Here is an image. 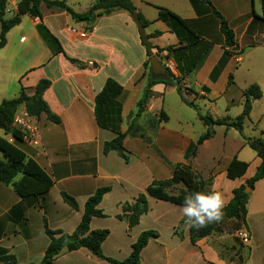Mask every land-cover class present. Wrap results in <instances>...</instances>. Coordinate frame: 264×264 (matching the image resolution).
Wrapping results in <instances>:
<instances>
[{
	"label": "crops",
	"instance_id": "1",
	"mask_svg": "<svg viewBox=\"0 0 264 264\" xmlns=\"http://www.w3.org/2000/svg\"><path fill=\"white\" fill-rule=\"evenodd\" d=\"M17 1L7 0L4 18L6 13H11L12 17L16 14ZM186 1L188 9L184 11L188 14L184 16L162 2L138 0V5L135 0H132L136 11L149 22L144 29L146 36H150L148 40L152 43V46L165 49L168 46L175 47L179 45L175 35L169 31L167 24L158 20L156 7L168 9L179 16L201 39L211 44L212 47L201 67L190 75H185L186 71L181 72L179 70L172 54L167 57V52L160 51V55L165 60V66L175 77L181 79L180 84L183 87L193 88L192 97L194 96V99L196 96L207 98L212 84L216 82V77L215 80L212 79V72L221 60L223 66L219 73L225 69L226 72L229 71L228 80V76L232 75V71L236 70V66L242 63L246 47L252 49L264 48V5L261 4L262 15L254 11L257 18H254L251 12L235 15L233 22L236 26L234 25L233 28L228 23L226 16L222 15L224 13H220L226 19L235 36V46L228 48L224 45V39L223 45L219 46H214L209 39V31L212 27L215 28V32L216 28L219 31V22L212 15L209 7L201 4L199 0ZM209 1L213 6L214 3L211 0ZM92 3L93 0L90 6ZM141 6H154L157 14L154 17H149L145 11H142ZM44 10L49 11L44 14ZM40 14L41 18L35 19L22 16L20 24L6 34L5 46L0 49V83L9 88L15 82L19 87V91L23 89L27 96H31L38 81L44 79L50 82V86L44 92L42 98L51 113L60 119V123L58 125L53 124L44 115H40L36 120L38 124L40 120L42 121L46 131L39 132V145L33 147L22 143L24 146L19 149L46 173L52 180L53 185L42 196L23 198L16 194L11 185L0 184V251L13 255L18 264H40L49 242L44 232V226L51 231L71 234L80 222L87 199L98 188L108 187L109 191L104 195L97 208L103 214L101 207L104 201L116 197L114 203L117 212H114V217L118 226L113 227L120 231L116 233L110 226L103 224L106 219L105 214H103V217L92 218L89 225L90 231L108 230V236L101 244V252L105 257L116 261L125 260L129 256L131 245L137 237L143 232L152 230L158 233V237L156 239L151 238L140 254L143 255L152 245L153 249L148 251V254L157 258L158 264H199V251L195 247L196 245L193 246L189 241L188 227L186 225L178 227V223L184 218L182 208L176 219H166L165 212H153L149 206L151 196L145 192L149 185H145L144 188L139 190L140 193L145 195L147 211L140 216L136 226L129 228L127 217H125L127 213L123 214V207L130 202L132 204L136 196L127 202L121 200L123 196L120 193L129 192V177L123 175L125 171L123 168L129 165L130 158L126 151L127 163L116 152H109L106 155L102 153L103 144L110 141L114 134L100 129L96 124L94 117V98L96 94L101 91L107 78H112L120 84L123 91L116 101L121 106V119L123 121L124 117L126 118L128 114L136 111V106L135 109L128 108L127 94H129V91L124 87V84L130 83L134 87L136 83H141L144 90L147 83V74L144 75V63L147 60L146 50L140 43L138 30L129 14L123 11H115L110 15H101L90 29L85 22H75L66 13L48 9L44 4L40 5ZM26 17L29 18L30 28L23 32L21 26ZM61 17L66 18L65 28L54 27V23L57 22L56 19ZM70 22L78 24L79 30L73 28ZM115 22L118 24H114ZM251 27L252 30L249 31ZM69 29H73L77 33L86 32V37L80 38L69 32ZM237 29L240 31L241 40L244 35H248V38L253 39L255 44L246 47L239 45L236 38ZM46 31L58 41L59 46L68 58L78 60L83 63L84 67L80 68L76 64L70 63L62 53L55 54L56 49L50 47L46 42ZM156 31L160 32L161 36H152ZM165 36L171 42L160 45L158 40ZM237 47L240 49V54L234 59L232 57H235V55L230 56L229 53ZM134 53L137 56L138 64L132 68L131 60ZM16 54H19L18 57L20 59L24 58L26 62L21 70H17V68L13 70L12 68V59L16 57ZM181 64L184 65L183 62ZM226 72L222 74L224 79H226ZM29 77L30 83L27 84ZM227 80L226 88L234 83L232 80V84L227 86ZM252 84L259 86L262 97L258 100H252L251 111L254 103L261 106L264 101V76L253 78L241 90V95ZM202 87H206L208 92H203ZM173 89L161 83L152 86L150 101L155 93L172 91ZM4 93L3 100L11 99L12 94ZM122 123L120 124V131L125 132L127 126L123 127ZM229 129L224 127L223 135L228 133ZM261 135L264 139V131L261 132ZM4 136L7 142L14 143V141H11L13 138L10 135ZM127 139H124L123 146H126L125 141ZM211 139L204 141L199 148L207 146ZM130 140L142 142L141 139L132 138ZM245 147L244 143L241 144V147L231 158V160L236 158L248 164V168L241 178L235 180L226 178L225 170L230 160L221 172L219 170L213 175L211 180L210 189L221 192L226 204L232 197V190L245 184V181L253 176L260 164V160L256 156L251 157L249 162L241 157ZM198 152H196L193 159L197 158ZM0 158H2L1 153ZM112 164L120 166L121 170H114ZM218 173L227 183V191L214 188L213 183ZM114 191L116 192L114 193ZM63 193L76 201V209L71 208L64 202ZM176 206L182 207L180 205ZM261 214H264V178L257 181L254 184V189L249 191V199L246 205V231H248V219ZM158 224H161L163 230L158 228L160 226ZM131 230L133 231L131 242L126 243L124 236H127L128 232L131 233ZM181 247L184 250H180ZM120 249H124L125 254L123 257L125 258H114L116 257V251L119 252ZM54 263L112 264L97 258L84 248L75 251L64 249L55 257Z\"/></svg>",
	"mask_w": 264,
	"mask_h": 264
},
{
	"label": "trees",
	"instance_id": "2",
	"mask_svg": "<svg viewBox=\"0 0 264 264\" xmlns=\"http://www.w3.org/2000/svg\"><path fill=\"white\" fill-rule=\"evenodd\" d=\"M199 1L201 4L207 5L212 15L218 20L219 32L223 36L224 45L228 48L234 47V32L229 27L226 19L212 6L209 0ZM41 4H44L48 9H55L66 13L75 22H85L89 26V29L98 17L101 15H110L115 11H123L129 15L136 12L137 17L144 28L149 24V22L136 11L132 0H93L92 5L82 14L75 13L63 0H18L16 3L17 12L9 19L4 18L5 10L7 8V0H0V49L5 46L6 34L12 28L20 24L22 16H28L32 19L41 18ZM262 5H264V0H262ZM156 9L158 11V20L167 24L169 31L175 35L179 45L175 47L168 46L165 49H158L153 46L152 49L156 51L155 56H158V52L165 51L167 52V57H169L170 54L173 55L179 70L181 72L186 71L185 75L195 73L201 67L208 55L212 47L211 44L201 39L199 35L191 30L183 19L173 12L161 7H156ZM250 12L254 18H257L252 4ZM45 35L46 42H48L49 46L56 49L55 54L62 53L70 63L76 64L80 68L84 67L83 63L78 60L68 58L59 46L58 41L48 31H46ZM152 36L158 37L161 36V33L156 31ZM146 37L150 38V36ZM139 38L141 45L146 50L147 60L145 61L144 66H147V64H149L150 53L146 49L140 36ZM182 62L184 65L181 64ZM222 66L223 61L221 60L212 72V79H215V76ZM168 71V77L152 79L148 67L146 86L140 99L136 102V111L133 113L131 123L127 126L125 132L120 131L121 106L116 101L122 94L123 87L112 78L106 79L101 91L97 93L94 98V117L97 126L102 130H107L114 134V137L110 141L103 144L102 153L104 155L109 152H116L126 163L128 162L123 142L127 136L135 137L137 134L140 128L139 125H137V121L143 116L145 107L152 98V92L150 91L152 86L161 83L174 88L184 104L195 108L194 103L188 101L183 96L184 89L180 84L181 79L175 77L169 69ZM232 80V75H229L227 86L232 84ZM49 86L50 82L48 80H40L35 86L33 95L27 96L24 90L20 89L16 98L3 100L0 103V130L3 131L4 135H10L14 139V143H9L5 139L0 138V153L2 157L0 158V184L6 186L11 185L16 194L23 198L46 194L52 187L53 182L32 159L28 158L16 146V143H21L22 141L21 134L12 128L13 116L17 109L23 107L29 116L38 118L40 115H44L51 123L58 125L60 119L51 113L48 105L42 98L44 92ZM201 90L203 92H208L206 87H202ZM242 95L243 104L241 113L233 120H213L211 116H199L203 124L210 128L215 125H222L226 128H233L239 134H242L243 121L249 118L251 112V102L252 100L260 99L262 93L258 85L252 84L242 92ZM160 116L163 117L162 121L168 119L163 111L160 112ZM213 134V129H207L206 132L200 135L194 143L189 145L185 154V156L188 154L186 158L194 157L196 155L197 147H199L204 141L212 138ZM244 144L252 150L255 156L260 160L259 166L256 168L253 176L245 181V184L232 190V197L223 209L224 217L222 221L208 224L200 229L188 227L189 241L191 244H195L197 241L216 232L218 227L225 221H237L245 226L246 205L249 199V193H246L245 189L248 188L249 191H252L254 189V184L264 178V139L262 137L244 138ZM179 166L180 164L175 166L172 176L169 179L150 184L145 190L146 194L158 200L168 201L172 204L183 206L184 198L187 194L197 191H212L210 189V179L204 181L199 176L193 177L185 170L180 169ZM247 168L248 164L246 162L233 158L226 167L225 176L228 180L239 179L245 174ZM178 184H181L184 187L182 193L183 198L181 194L171 195L166 192V188ZM108 191V187L98 188L94 194L87 199L84 204L80 222L71 234H64L60 231H51L44 226V232L48 237L49 242L40 264H55L54 259L62 250L66 249L67 251H75L81 248L87 249L92 255L112 264H140L141 251L145 248L151 238L156 239L158 237L157 232L150 230L141 233L131 245L129 256L123 261H116L105 257L101 252V244L107 238L108 230H89L92 218L103 217L102 212L97 207ZM62 198L68 206L73 209L77 208L76 201L72 197L63 193ZM146 211L147 201L143 193H140L132 204L125 205L123 207V212L127 213L125 217H127L129 228L136 226L140 216L145 214ZM183 220L186 221V217H184L179 223L184 222ZM0 264H18V262L13 255L5 254L0 251Z\"/></svg>",
	"mask_w": 264,
	"mask_h": 264
},
{
	"label": "rangeland",
	"instance_id": "3",
	"mask_svg": "<svg viewBox=\"0 0 264 264\" xmlns=\"http://www.w3.org/2000/svg\"><path fill=\"white\" fill-rule=\"evenodd\" d=\"M63 1H65V3L76 13H84L87 11L86 9L89 8L92 2V0ZM154 1L167 4V6L172 7L177 13L180 12V14L184 16H187L188 14L184 11L185 9H188L186 0ZM211 1L214 3L213 6L220 13H224L221 14L224 17L226 16L231 28L235 25L233 17L238 14L243 15L249 13L251 10V4L253 10L262 15V0ZM135 3L139 5L138 0H135ZM140 8L142 11H145L149 17H154L157 14L154 6H141ZM48 11L49 10H44V14ZM11 17V13H6L5 19ZM56 20L57 22L54 23V27L58 26L61 29L65 28L66 18L61 17ZM114 24L118 23L115 22ZM70 25L79 30L78 24L70 22ZM29 28V18L26 17L22 22L21 30L25 32L26 29ZM217 29L218 28H216L215 32V28L212 27L209 31V39L214 46L223 45V36ZM250 30H252V27L249 31ZM236 32L238 44H241L242 47L255 44L253 39L248 38V35H244L241 40L242 37L240 38V31L237 29ZM169 42H171V40L166 36L158 40L160 45H166ZM153 51L154 50H152V52ZM155 54L156 51L153 55L155 56ZM229 54L230 56L235 55V57H232L235 59L237 55L240 54V49L238 47L235 49L233 48ZM243 54L245 55L242 63H239V66H236V70L232 71L234 82L232 86L226 88V80L229 71L226 72L225 69L223 71L226 72V79H224V76L222 75L224 73L223 71V73L218 72L215 76L216 82L212 84V88L209 91L207 98L196 96L194 99V96L192 97L193 88L183 87V96L188 101H193L195 108L184 104L174 89L172 91L167 90L166 92L161 91L155 93L153 99L146 105L143 116L137 121V125L140 127L137 134L135 137H126L128 139L125 141L126 146L124 147L130 158V163L127 167L123 168L125 170L123 175L129 177L130 184L129 192H125L124 194L120 193L123 196L121 200L129 202L131 198L135 196L137 198L138 194H140L139 190L144 188L145 185L169 179L177 164H180V169L185 170L193 177L199 176L204 181H207L208 179L212 180L213 175L219 170L221 172L236 154L239 147H241V144L244 143V138L262 137L261 132L264 131V101L261 106L258 105V103H254L249 118L243 121L242 134H239L235 129L230 128L229 132L223 135L225 126L215 125L212 128L206 127L199 117L211 116L213 120L225 119L231 121L241 113L243 104L241 90L251 82L253 78H262L264 76V48L257 47L256 49H252L246 47ZM157 55L159 60H163L160 52H158ZM18 56L19 54H16V57L12 59L13 70H16L15 68L21 70L26 65L25 59H20ZM137 62V56L134 53L131 60L132 68L136 67L138 64ZM148 67L149 64L144 66V75L148 73ZM28 83H30V77L28 78L27 84ZM124 87L129 91V94H127V99L129 101L128 108L132 107V109H135L136 102L140 99L143 92L142 84L136 83L133 87L130 83H125ZM18 91L19 87L15 82L13 83V86L9 88H6L0 83V103L4 98V92L12 94V99L17 97ZM19 109L21 110L24 108L20 107ZM161 111L168 116V120L162 121L163 117L160 116ZM132 116L133 113H130L126 118L124 117L123 121L121 119L123 127H125V125L128 126L131 123ZM207 129H213L214 132L210 143L203 148L197 147V151L199 152L196 159H193L194 157L186 158L188 154L186 156L185 154L189 145L194 143L200 135L206 132ZM38 130L39 132L46 131L41 120L38 124ZM0 137L6 139L1 130ZM132 138L141 139L142 142L130 140ZM16 146L22 148L24 144L16 143ZM241 157L249 162L251 161V157H255V154L248 147H245L241 153ZM112 168L117 171L121 170L118 165L112 164ZM219 174L220 173L216 175V180L213 183L214 188L227 191L228 185ZM183 191L184 187L181 184L166 188L168 194H181L182 198ZM115 192L116 191H114V193ZM115 198H109L104 201L101 208L103 214L106 215L103 224L105 226H110L116 231V233H119L120 230L113 227L118 226L114 217V212H117L114 203ZM149 206L153 212H165L164 216H166V219L178 218L180 209L182 208L168 201L158 200L153 197H150L149 199ZM124 213L125 212H123V214ZM183 224L185 225V221L178 223V227L180 228ZM158 225H160L158 228L163 230L161 224ZM247 225L249 242L246 244L242 243L238 237L239 231L247 230L246 225L244 226L237 221H225L218 227L216 232L211 233L209 236L193 244V246L196 245L195 247H197L199 251V264H264V214L253 218L250 217L247 221ZM131 235H133L132 230L131 233L128 232V235L124 236L126 243L131 242ZM152 249L153 246L151 245L147 249V252L143 255L140 254V264H158V259L148 254V251ZM180 250H184V248L181 247ZM124 254V249H120L119 252L117 250L116 257L114 258H125L123 257Z\"/></svg>",
	"mask_w": 264,
	"mask_h": 264
},
{
	"label": "clouds",
	"instance_id": "4",
	"mask_svg": "<svg viewBox=\"0 0 264 264\" xmlns=\"http://www.w3.org/2000/svg\"><path fill=\"white\" fill-rule=\"evenodd\" d=\"M225 206L226 201L219 191L189 193L182 206L185 224L187 227L200 229L208 224L218 223L223 220Z\"/></svg>",
	"mask_w": 264,
	"mask_h": 264
},
{
	"label": "built area",
	"instance_id": "5",
	"mask_svg": "<svg viewBox=\"0 0 264 264\" xmlns=\"http://www.w3.org/2000/svg\"><path fill=\"white\" fill-rule=\"evenodd\" d=\"M69 32L80 38L86 37L85 32L77 33L72 29H69ZM12 128L21 134V143H25L33 147H37L39 145L38 122L35 117L29 116L25 109H17L14 113ZM11 141H14V139ZM238 237L244 244L249 242V234L246 230L239 231Z\"/></svg>",
	"mask_w": 264,
	"mask_h": 264
},
{
	"label": "water",
	"instance_id": "6",
	"mask_svg": "<svg viewBox=\"0 0 264 264\" xmlns=\"http://www.w3.org/2000/svg\"><path fill=\"white\" fill-rule=\"evenodd\" d=\"M129 17L133 21V23L135 24V26L138 30L139 36L141 37V40L143 41L148 52L150 53L149 69H150L151 78L155 79V78H166V77H168L169 71H168L167 67L164 65L165 60L164 59L159 60L156 56L153 55L152 43L146 37L145 29L142 26L140 20L138 19L137 13L134 12V13L130 14ZM245 192L249 193V189L246 188Z\"/></svg>",
	"mask_w": 264,
	"mask_h": 264
}]
</instances>
